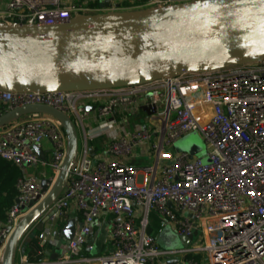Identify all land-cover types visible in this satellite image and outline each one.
Returning <instances> with one entry per match:
<instances>
[{"label": "built area", "instance_id": "built-area-1", "mask_svg": "<svg viewBox=\"0 0 264 264\" xmlns=\"http://www.w3.org/2000/svg\"><path fill=\"white\" fill-rule=\"evenodd\" d=\"M106 1L112 5L108 10L100 6ZM200 1L0 0V23L32 27ZM0 104L7 107L2 113L34 105L57 109L72 119L79 136L66 187L50 207L56 210L50 222L74 204L82 225L60 260L42 264H74L84 248L92 252V228L104 214L111 217L113 254L100 257L99 264H154L167 258L196 264L194 256L206 264H264V59L123 88L0 92ZM192 131L208 145L206 154L192 158L166 151ZM107 132L116 136L92 153L90 136ZM45 142L51 154L43 157ZM67 149L64 129L46 114L23 116L0 128V158L22 170L0 241L6 228L13 231L45 198L41 180L27 170L43 169L51 189ZM136 160L145 164L136 165ZM151 213L162 219L160 234L170 228L179 237H190L188 247L163 250L147 233ZM50 235L46 230L38 238L45 242ZM20 241L16 253L21 264H32Z\"/></svg>", "mask_w": 264, "mask_h": 264}, {"label": "water", "instance_id": "water-1", "mask_svg": "<svg viewBox=\"0 0 264 264\" xmlns=\"http://www.w3.org/2000/svg\"><path fill=\"white\" fill-rule=\"evenodd\" d=\"M100 6L108 10L112 5L106 1ZM261 59L264 0H203L161 9L78 16L32 27L0 23V92L123 88ZM30 114H46L61 124L68 141L67 155L54 186L49 189V181H41L45 194L41 203L13 231L6 228L0 241L1 245L6 240L0 264H15L18 243L27 231L41 220L37 230L43 232L52 219L56 210L50 211V207L66 187L79 147L69 117L46 106L8 113L0 109V128ZM191 239L182 236L179 242L186 248Z\"/></svg>", "mask_w": 264, "mask_h": 264}, {"label": "crops", "instance_id": "crops-1", "mask_svg": "<svg viewBox=\"0 0 264 264\" xmlns=\"http://www.w3.org/2000/svg\"><path fill=\"white\" fill-rule=\"evenodd\" d=\"M1 106L2 104H0V107ZM115 136L116 133L114 132H107L106 134H101V135H95V134L91 135L90 147L93 149L92 153L97 154L101 149V143L106 139L114 138ZM48 147H49V143L45 142V147L42 154L43 157L50 156L51 153H49L46 150L48 149ZM27 172L29 175L36 176V178H39L38 180L43 181L45 179L44 177H42V173H44L45 171L41 168L40 169L29 168ZM49 174L50 173H47V177L49 176ZM1 178L6 179L7 182L6 184L3 185L2 188L0 186V200L9 199L10 195L15 191L14 186L12 188L13 175L10 174L9 171L2 169V171H0V183H1ZM16 178L14 179L15 187L17 186V181L19 179ZM16 199L17 197H15L12 206L15 204ZM8 213L9 210L6 213L7 214L6 219L8 218ZM40 221L41 220H38L21 239L20 242H23L22 244L23 251L25 250L26 243H29L32 239L36 237L38 238L39 234L44 233L46 230H49L51 235L47 238V240L45 242L44 241L41 242L39 240L42 246L44 245L46 246L45 247L46 250L43 253L44 256L42 261L38 264L56 262L60 260L61 257L67 253L68 245L70 241L73 239L76 231L82 225V217L79 211L74 206V204H72L70 209L66 211L65 215L60 219H58L54 224H52L50 221L47 222L43 232H39L37 230V228L40 227ZM6 222L7 220L3 222L0 219V233L5 227ZM110 225H111V217L109 215L104 214L103 216H101L96 220L92 228V234L89 238V243H91L94 246V250L90 252L86 248H84L80 259H78V262L74 264H99L98 259L100 257H104V258L110 257L113 254V242H112L113 240L111 237ZM24 255L26 256V254ZM86 259L90 261L85 262ZM199 259L201 264H206L205 258L201 257ZM175 260L167 258L166 260L162 259V261H157L154 264H168V262H171V264L181 263L180 259L176 261ZM15 264H21L20 255L17 253L15 254Z\"/></svg>", "mask_w": 264, "mask_h": 264}, {"label": "trees", "instance_id": "trees-1", "mask_svg": "<svg viewBox=\"0 0 264 264\" xmlns=\"http://www.w3.org/2000/svg\"><path fill=\"white\" fill-rule=\"evenodd\" d=\"M0 108L2 112H5L7 110V107L3 104ZM2 169L9 171V173L13 175L12 188L14 186L15 189V191L10 195L9 199L0 200V219L3 222H5V220H7L6 213L8 212V210L10 211L15 197L18 196V190H17V186L15 187L14 185V181H15L14 179L16 177H17L16 179H18L22 176V170L13 162L6 161L0 158V171H2ZM6 182H7L6 179L1 178V183H0L1 188L3 187L4 184H6ZM161 224H162V219L157 214L151 213L147 233L150 236H152L155 240L160 234V231L162 229ZM45 247H46L45 245L44 246L41 245L37 237L32 239L29 243H26L24 254H26L28 262L32 264L40 263L44 256L43 253L46 250ZM199 258H201V256H194V261L196 264H201Z\"/></svg>", "mask_w": 264, "mask_h": 264}, {"label": "rangeland", "instance_id": "rangeland-1", "mask_svg": "<svg viewBox=\"0 0 264 264\" xmlns=\"http://www.w3.org/2000/svg\"><path fill=\"white\" fill-rule=\"evenodd\" d=\"M72 120V119H71ZM146 123V122H145ZM132 128H135L133 125ZM192 141H195L192 143ZM208 145L202 138L201 134L197 131H192L181 138H179L170 149L166 151L171 152L172 154H182L186 153L192 158H199L200 156L207 153ZM136 165L145 164L143 160H136ZM40 169V168H39ZM47 173H50V170H46ZM156 242L163 250L168 249H180L183 248L179 242V236L177 233L172 231L170 228H165L161 234L156 238Z\"/></svg>", "mask_w": 264, "mask_h": 264}]
</instances>
